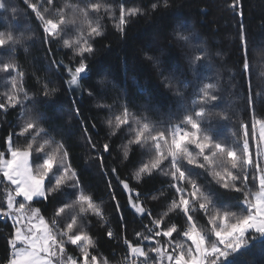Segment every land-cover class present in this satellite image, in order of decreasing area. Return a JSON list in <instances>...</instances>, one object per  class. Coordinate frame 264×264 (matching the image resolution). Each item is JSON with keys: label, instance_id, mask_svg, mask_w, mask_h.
Returning <instances> with one entry per match:
<instances>
[{"label": "trees", "instance_id": "16d2710c", "mask_svg": "<svg viewBox=\"0 0 264 264\" xmlns=\"http://www.w3.org/2000/svg\"><path fill=\"white\" fill-rule=\"evenodd\" d=\"M31 2L44 4V0ZM93 2L109 5L112 12L103 9L100 13L89 12V19L101 24L104 35L93 40L95 54L88 60L91 72L80 81L82 91L77 87L69 88L67 79L70 76L62 68L57 70L54 63L63 60L65 65L70 61L74 64L72 50H58L51 41L45 42L42 26L24 0H13L18 9L15 18L0 12V31H11L21 41L13 46L11 55L0 49V61L12 60L24 73L17 86L33 99L40 98L45 85L58 89L42 104L24 100L18 108L9 109L6 113L0 111V151L6 149L9 135L16 146L24 147L32 142L30 137L18 135L20 126L27 119L24 113L26 110L43 113L47 119L44 127L49 131L47 138L65 146L68 162L79 175L80 188L86 194H92L100 208L99 216L88 213L78 218L81 229L96 243L95 249L90 248V252L97 254L98 258L108 259L110 264H122V255L126 251L124 241L134 243L137 233L147 234L146 228L153 227L151 219L167 212L176 194L170 187L171 177L162 173L142 174L139 181L133 178L141 164L149 159L150 153L147 148L127 144L132 133L126 126L116 128L114 115L120 114L122 105H126L134 115L146 117L156 128L167 129L166 134L170 136L175 124H179L186 114L198 111L203 104L200 91L203 85L213 83L215 88L212 91L219 99L206 105V116L201 120L202 129H209L225 145L235 147L242 143V124H248L250 151L254 154L257 139L251 136L252 118L264 119V0H167V6L165 0ZM84 3L85 0H53V4L68 16L72 15L73 6L83 7ZM153 3L158 5L154 10L150 8ZM121 5L146 10L129 18L123 37L115 29L116 21L112 19L113 13L119 16ZM44 7L48 8V5L44 4ZM45 15L54 17L55 9L49 8ZM6 16L8 19H5ZM242 25L252 65L251 75L243 79L238 71L242 55ZM81 27L87 31L86 26ZM70 28L72 30L68 31V35H75L78 29L75 26ZM176 32L190 35L189 42L176 40ZM49 47H52L51 52ZM148 55L160 60L159 67L146 58ZM196 56L203 59L196 63L194 71L191 62ZM165 77L173 78L171 85ZM2 78L7 79V83ZM9 78L7 74L0 73V98L5 99L4 93L12 91ZM100 80L105 83L99 84ZM89 91L94 94L89 96ZM76 109H79V116ZM218 113L227 115L229 119L214 115ZM109 119H113L112 125L108 124ZM37 142L42 143L43 140L37 138ZM91 143H96L97 148L93 149ZM104 143L109 144L110 152H103L101 146ZM126 146L129 152L128 158L124 159ZM98 157H102L103 162ZM210 177L211 173L202 177L201 182ZM0 180H3L0 183L2 198L6 182L1 173ZM121 180L139 193L138 202L151 210L150 216H141L130 207L129 194L121 186ZM249 187L256 190L251 181ZM113 191L116 193L115 200L112 198ZM221 195L226 203L234 204L229 197L235 194L221 189ZM78 196L79 192L70 199L78 200ZM60 199L59 194L50 195V203L46 202V216H51ZM133 200H136L135 194ZM116 201H119V210ZM232 210L241 211L235 206ZM196 216L199 218L202 213L197 211ZM164 219L166 224L169 221L177 223L178 227L184 224L183 215L177 212H170ZM204 223L200 220L198 226ZM109 230L113 232V237L107 235ZM12 231L10 219L0 220V264L7 255L5 236ZM159 239L162 242L167 240L164 237ZM178 239L190 244L186 238ZM143 243L147 245L153 241ZM71 254L77 255L76 252ZM230 260L231 264H264V239L253 242Z\"/></svg>", "mask_w": 264, "mask_h": 264}, {"label": "snow or ice", "instance_id": "6c2138e0", "mask_svg": "<svg viewBox=\"0 0 264 264\" xmlns=\"http://www.w3.org/2000/svg\"><path fill=\"white\" fill-rule=\"evenodd\" d=\"M24 2L42 26L45 42L51 41L58 50H72L74 64L70 61L65 65L63 60L54 63L57 70L62 68L63 72L70 76L67 86H76L82 91L80 81L91 72L88 60L95 54L93 40L104 35L101 24L89 19V12L100 13L102 9L112 12L111 7L93 0H85L83 7L73 6L72 15L68 16L53 4V0H44L48 8L31 0ZM157 6L153 3L150 8L154 10ZM49 8L55 9L54 17L45 15ZM144 11L146 10L141 7L126 8L121 5L119 16L116 17L114 13L112 15V19L116 21L115 29L123 37L129 18ZM0 12L15 18L18 9L13 0H0ZM5 19H8V16ZM82 25L86 26L87 31ZM70 26L78 29L73 36L68 35V31L72 30ZM174 38L187 43L190 35L176 32ZM20 42L11 31H0V49H4L7 54L11 55L14 52L13 46ZM240 47L242 55L238 62V71L243 79L246 75H251L252 68L243 25ZM48 51L51 52L52 47H49ZM146 58L159 67L158 58L150 55ZM202 59L203 57L196 56L192 60L194 71L196 63ZM13 72L16 74L13 75ZM0 73H5L11 78L12 86L10 93H4L6 99L5 102H0V109L15 108L17 105H23L24 100L42 104L58 91L55 87L48 88L45 85L39 99L29 97L27 92L17 87L18 79H22L24 73L18 70L17 64L12 60L0 61ZM165 81L171 85L173 78L165 77ZM98 83L103 85L105 81L100 80ZM214 88L213 83L203 85L200 90L203 104L198 111L186 114L179 124H175L170 136L166 134L167 129L156 128L146 117L134 115L126 105H122L120 114L114 115L115 127L126 126L132 133L127 144L147 148L150 153L149 159L141 164L133 178L139 181L142 174H151L154 171L162 173L171 177L170 187L176 194L168 211L151 219L153 227L146 228L147 234L137 233L134 243L124 241L125 264H231V257L241 253L242 249H247L253 242L264 239V119L255 116L252 118L251 136L255 138L258 132L254 154L250 151L248 124H242L241 144L235 147L225 145L215 138L209 129H202L201 124L202 118L206 116V105L219 99L212 91ZM20 92H23V100L20 98ZM93 94L92 91L88 92L89 96ZM177 94H180L179 89ZM75 111L79 116V109ZM24 115L27 119L20 126L18 135L28 136L32 142L24 147L16 146L9 135L6 149L0 151V173L7 181L4 195L0 198V217L10 219L13 229L5 236L7 255L3 264H110L108 259L98 258L97 254L90 252V248L95 249L96 243L78 223L79 217L88 213L99 216L101 212L94 202L93 195L86 194L80 188L79 175L68 162L65 146L47 138L49 131L44 127L47 119L43 113L26 110ZM214 115L221 116L224 120L229 119L223 113ZM107 122L112 125L113 119ZM37 138L43 142L38 143ZM91 147L96 149V143H91ZM101 147L103 152H110L108 143L102 144ZM128 152L126 146L124 159L128 158ZM6 154H10V158H6ZM98 158L103 162L102 157ZM196 169L202 171L196 172ZM112 171L115 173L116 169L113 168ZM209 173L211 177L201 182V178L208 177ZM250 181L256 188L255 191L249 187ZM0 183H3V180H0ZM120 184L129 194L130 207L141 216H150L151 210L138 202L139 193L134 192L126 181L121 180ZM221 189L225 193L235 194L229 197L234 202L233 205L226 203ZM77 192L78 200L70 199L75 197ZM56 194L61 197L59 205L53 208L51 216H46V202L50 203V195ZM133 194L136 196L135 201ZM115 197L116 193L113 191V200ZM233 206L241 211H233ZM116 208H120L119 201H116ZM197 211L202 213L199 218L196 216ZM170 212L182 214L184 224L179 227L173 221L166 224L164 217ZM200 220L205 223L198 226ZM107 235L113 237V232L109 230ZM160 237L167 240L162 242ZM179 237L186 238L190 244L178 239ZM144 241L153 243L146 245ZM68 245L77 246L79 255L70 254L67 251Z\"/></svg>", "mask_w": 264, "mask_h": 264}, {"label": "rangeland", "instance_id": "374dc122", "mask_svg": "<svg viewBox=\"0 0 264 264\" xmlns=\"http://www.w3.org/2000/svg\"><path fill=\"white\" fill-rule=\"evenodd\" d=\"M4 74V73H3ZM16 73L15 72H13V75H15ZM2 77V76H1ZM4 81H5V83H7V79H5V78H2ZM8 81H9V83H11V78H9L8 79ZM4 85V84H3ZM18 87V86H17ZM18 88H22V87H18ZM71 88H76V86H72ZM23 89V88H22ZM11 90H12V87H11ZM23 91L25 92V90L23 89ZM20 98L22 99L23 98V92H20ZM2 99V100H1ZM6 99V98H5ZM5 99L4 98H0V102H5ZM23 100V99H22ZM18 106H20V105H17L15 108H18ZM15 108H12V107H9L8 109H7V111L9 110V109H15ZM259 129V125L257 124V130ZM171 135V134H170ZM256 139H258V132H257V136H256ZM6 158H10V154H6ZM32 161H31V159H30V163H31ZM2 174V173H1ZM4 179V178H3ZM5 180V182H6V184H7V181H6V179H4ZM83 217V216H82ZM81 218V217H80ZM67 251L71 254L72 252H76L77 253V255H79V251H78V248H77V246H74V245H68L67 246ZM122 261V264H125V262L123 261V260H121Z\"/></svg>", "mask_w": 264, "mask_h": 264}, {"label": "built area", "instance_id": "2783aa9c", "mask_svg": "<svg viewBox=\"0 0 264 264\" xmlns=\"http://www.w3.org/2000/svg\"><path fill=\"white\" fill-rule=\"evenodd\" d=\"M0 111L3 112V113H6L7 112V110H4V109H0ZM0 220L1 221H4V220H6V218L0 217ZM125 253H126V251H125ZM125 253L122 255V259H123L124 262H125V260H124ZM128 258L130 259L131 257L129 256Z\"/></svg>", "mask_w": 264, "mask_h": 264}]
</instances>
